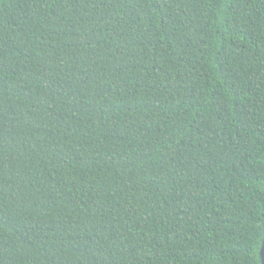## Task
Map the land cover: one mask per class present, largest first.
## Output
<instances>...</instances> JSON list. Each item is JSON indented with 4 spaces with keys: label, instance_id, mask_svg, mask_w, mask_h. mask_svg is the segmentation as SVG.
<instances>
[{
    "label": "trees",
    "instance_id": "trees-1",
    "mask_svg": "<svg viewBox=\"0 0 264 264\" xmlns=\"http://www.w3.org/2000/svg\"><path fill=\"white\" fill-rule=\"evenodd\" d=\"M264 0H0V264H262Z\"/></svg>",
    "mask_w": 264,
    "mask_h": 264
},
{
    "label": "water",
    "instance_id": "water-1",
    "mask_svg": "<svg viewBox=\"0 0 264 264\" xmlns=\"http://www.w3.org/2000/svg\"><path fill=\"white\" fill-rule=\"evenodd\" d=\"M260 256H261L262 264H264V241L262 244Z\"/></svg>",
    "mask_w": 264,
    "mask_h": 264
}]
</instances>
